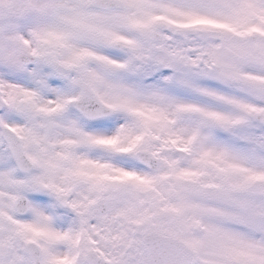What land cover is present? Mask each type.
Returning <instances> with one entry per match:
<instances>
[{"label":"snow or ice","instance_id":"6c2138e0","mask_svg":"<svg viewBox=\"0 0 264 264\" xmlns=\"http://www.w3.org/2000/svg\"><path fill=\"white\" fill-rule=\"evenodd\" d=\"M0 264H264V0H0Z\"/></svg>","mask_w":264,"mask_h":264}]
</instances>
